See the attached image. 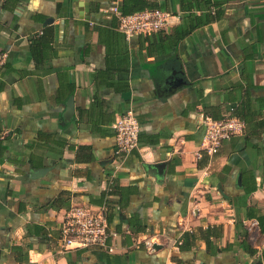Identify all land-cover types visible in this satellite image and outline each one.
<instances>
[{"label":"crops","instance_id":"obj_1","mask_svg":"<svg viewBox=\"0 0 264 264\" xmlns=\"http://www.w3.org/2000/svg\"><path fill=\"white\" fill-rule=\"evenodd\" d=\"M156 1L168 32L128 39L121 0H0V264H264V0H218L222 18L180 41L178 0ZM129 111L139 148L120 157ZM227 116L243 133L197 160L204 120ZM110 180L114 251L65 250L66 210L103 206Z\"/></svg>","mask_w":264,"mask_h":264},{"label":"built area","instance_id":"obj_2","mask_svg":"<svg viewBox=\"0 0 264 264\" xmlns=\"http://www.w3.org/2000/svg\"><path fill=\"white\" fill-rule=\"evenodd\" d=\"M118 3H113L110 11L118 18L119 30L129 39L133 36H151L162 30H167L173 15L166 11L154 10L122 16ZM7 55L0 53V70L5 65ZM205 134L197 160L205 156L213 158L219 152L222 144L232 137L242 134L244 124L235 117L222 120L206 118L204 120ZM118 156H125L139 148L141 125L132 111L117 118L113 125ZM108 207L88 204L72 205L66 210L59 228L60 243L65 250H104L113 252L110 245L112 236L108 222ZM181 245V241L177 243ZM153 249L152 244H146Z\"/></svg>","mask_w":264,"mask_h":264},{"label":"trees","instance_id":"obj_3","mask_svg":"<svg viewBox=\"0 0 264 264\" xmlns=\"http://www.w3.org/2000/svg\"><path fill=\"white\" fill-rule=\"evenodd\" d=\"M217 1L218 0H214V1L212 0H178L182 15H181V24L174 30V34H173L174 38L177 41L183 40L186 37H189L190 35H192L196 30L204 26L210 25L211 23L215 21H219L222 18L223 13L220 9L221 4L219 3V1L218 2ZM166 8H167V3H165V5L164 4L161 5L156 0H121V2L118 5V10L120 11L122 16H130L136 13H141L144 11H154V10H161V11L168 12ZM193 10H201L202 14L197 15L193 12ZM117 27L119 29L118 18H117ZM167 32H168L167 30H162L155 34L167 33ZM227 117L219 118V120L226 119ZM0 151H1V148H0ZM206 158L208 157L206 156ZM199 166H201V164H199ZM121 191H122V188L117 184V182L115 180H110L109 190L107 193L104 194V198H105L104 204L107 205L108 207L107 217H108V222L110 226H111V220L113 217V213H112L113 207L111 206V201H109L107 198L113 195H118L119 193H121ZM55 206H57L56 202L53 204L52 207H55ZM126 222L128 223V225H130L131 229L134 230L135 233L145 231V226H142L141 224H139V221L137 220L127 219ZM36 230L38 232H36L35 235L40 239V241L42 243H47L49 240L48 232H45L43 228H36ZM200 233L202 235L203 234L207 235V237L202 236V239L207 241L208 245H211L208 239L209 238L208 236L217 237L216 227L208 228L207 230L203 232L201 231ZM59 239H60V233H59ZM195 239H196V236L194 233H189V232L185 233L182 236V238L179 240L182 243L181 245H178L180 248V251L181 252L190 251L192 247L194 246ZM26 256H27V253H26Z\"/></svg>","mask_w":264,"mask_h":264},{"label":"water","instance_id":"obj_4","mask_svg":"<svg viewBox=\"0 0 264 264\" xmlns=\"http://www.w3.org/2000/svg\"><path fill=\"white\" fill-rule=\"evenodd\" d=\"M73 117H74V104H73L72 100H69V102L67 103V109H66V112H65V120L67 122H70ZM39 172H37V173H39ZM154 248L155 249H160V246L155 245Z\"/></svg>","mask_w":264,"mask_h":264}]
</instances>
